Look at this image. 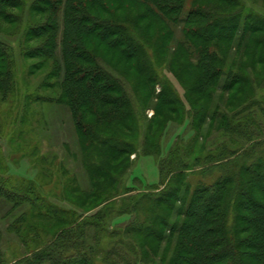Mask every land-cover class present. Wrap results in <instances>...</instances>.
Listing matches in <instances>:
<instances>
[{
  "label": "trees",
  "instance_id": "16d2710c",
  "mask_svg": "<svg viewBox=\"0 0 264 264\" xmlns=\"http://www.w3.org/2000/svg\"><path fill=\"white\" fill-rule=\"evenodd\" d=\"M136 4L145 9L135 19L112 18V11L119 7L135 9ZM185 4L186 0L30 1L28 12L33 24L25 33L28 45L22 54L36 60L31 73L46 69L44 86L58 88L55 101L71 112L91 186L83 191L82 203L95 207L114 205L122 199L119 209L104 206L77 218L64 217V210L47 213V218L63 228L48 236L41 246L27 250L14 264H173L181 258L187 264H248L245 259L249 256L256 264H264V106L258 104L253 117L249 107L242 112L228 110L237 101L230 96L234 87L247 84L251 88L250 78L256 74L253 71L264 69V52L257 48L264 46V18L248 11L241 0H192L183 17ZM25 6L26 0H0V22L16 26ZM100 14L108 18L102 19ZM155 20L160 23L153 25ZM143 22L154 32L156 43L140 31ZM180 24L183 39L176 40L173 47V27ZM92 34L111 50L120 48L119 53L131 61L132 68L153 91L156 116L161 103L168 107L169 115H161L163 120L154 136L155 119L149 122L143 148L158 163L161 181L155 188L132 193L133 185L124 186L128 158L137 151L139 125L122 83L126 76L87 48L85 37ZM180 50L186 53L183 60L189 62V68L204 70L200 82L191 80L193 85L199 83L198 88L190 87L183 77L184 64L176 65ZM232 50L235 58L228 67L227 53ZM248 52L253 53L250 55L257 64L239 69L237 58L248 57ZM152 53L168 60L184 89L183 97L170 80L156 75L149 55ZM9 54H13L10 45L0 39V93L9 90ZM140 56L145 58L141 70L137 61ZM263 79L264 75L257 82ZM259 84L263 87V82ZM157 85L161 87L158 93ZM191 90L200 94L201 100L206 99L203 107L198 108L191 100ZM217 90L227 93V105L219 100L211 111ZM237 91L241 96L245 93L242 88ZM106 104L114 106L107 114L103 111ZM222 107L231 113L223 112ZM91 115L97 118L94 122L89 121ZM240 115L242 120H238ZM179 116L186 125L190 124L188 116L192 118V129L200 132L199 139L205 137L201 130L207 122L210 127L215 124L219 137H214L210 146L217 145V149H206L208 155L200 156L190 141L175 145L162 157V128ZM207 160L211 165L203 172L216 173V177L194 186L186 179L187 174ZM160 185H164L162 189ZM19 194V190L1 183L0 199L19 206L24 200ZM122 216L127 218L119 221ZM140 237L154 240L158 249L164 245L167 253L172 248L170 257L166 260L164 253L143 244ZM23 241L27 245V240ZM249 249L253 252L245 251ZM0 264H9L1 246Z\"/></svg>",
  "mask_w": 264,
  "mask_h": 264
},
{
  "label": "rangeland",
  "instance_id": "374dc122",
  "mask_svg": "<svg viewBox=\"0 0 264 264\" xmlns=\"http://www.w3.org/2000/svg\"><path fill=\"white\" fill-rule=\"evenodd\" d=\"M30 1L26 0L25 10L19 16L16 26L13 27V25L0 22V39L8 43L13 52V54H9L11 70L10 81L7 82V85L9 83V86H7L9 90L0 93V185L2 183L8 188L19 190V197L24 199L19 206H14L13 201L8 199H0V246L9 264L18 262L27 250L41 246L42 241H45L48 236L50 237L53 233L60 231V228H63L60 226L61 224L56 225L54 220L47 218V213H53L56 209L59 211L64 210L67 212L63 215L64 217L69 218L72 215L73 218H77L83 216V214L85 216L94 214L103 209L104 206L105 208L113 206L119 209V203L122 199V197L118 198L114 205L100 204L95 207L82 203L85 196L83 191H89L91 186L89 175L83 162L84 157L80 147V139L75 129L71 112L68 107L55 101V97L59 92L58 88L54 89L44 86L46 84V69L31 73L30 68L36 60L22 54L28 45L25 42V33L29 26L33 24L28 12ZM241 2L245 4L248 11H252L264 18V0H241ZM191 3L192 0H186L183 17L192 7ZM119 8L111 12L112 18L125 17L135 19L138 13L143 12L145 9L138 4H136L135 9ZM105 16L106 14H100L99 17L107 19L108 17ZM35 20L40 21L38 18H35ZM153 23V25H157L160 21L155 20ZM139 29L148 37L149 41L156 43L155 34L148 29L147 23H141ZM173 29L176 36L174 47L176 40L183 39V25H175ZM258 36L261 37V34ZM255 37L253 36V38ZM84 41L90 51L96 52V55L103 57L117 67L126 76V79H124L128 82L122 80L132 100L139 131L135 140L137 151L129 156L127 161L128 169L122 179L124 186L133 185L135 190L132 193H137L141 188L144 189L145 187L155 188L161 181L158 163L155 157L146 153L143 148L149 122L155 119V123L152 122L155 130L153 132L154 136L163 120L161 115H169L168 107L161 103L159 105V115H155L154 107H156L157 100L151 96L153 91L147 88L142 76L137 70L132 68L131 61L126 59L122 53H119L120 48L111 50L94 34L85 37ZM250 42L252 46L253 43L252 41ZM257 48L263 54L264 46L257 45ZM159 49L163 51L162 47H159ZM247 54H249L248 57L240 56L237 58L239 69H244L247 64L248 66L257 64L255 58L250 55L253 53L248 52ZM149 55L156 75L163 80H170L183 97L184 89L171 72L168 60L158 59L153 53ZM185 58H187L186 53L180 50L177 54L176 65L180 67L181 64H184L181 69L183 77L190 87L198 88L199 83L193 85L191 80L200 82V79L204 78V70L201 68H189V62L183 60ZM227 58L230 62L227 66L230 67L235 58V52L232 50L231 54L227 53ZM137 61L138 68L141 70L144 66L145 58L140 56ZM105 67L115 73L107 65ZM253 72L256 74L252 76V72L249 74L251 76V88L247 84H243L242 87L237 86L236 88L235 86L234 90L230 92V96H235L237 101L228 110L232 112L241 110L240 112H242L249 107L248 112L253 117V113L257 112L258 104L259 107L264 106V79L260 81L261 83L263 82V87L259 84L260 82H257L258 77H263L264 69L259 67L257 71L254 70ZM240 88H242V91L245 89L243 96L237 91ZM249 89L250 91L248 92ZM160 90L161 87L157 85L156 93ZM226 95L227 93L216 91V103L213 104L211 111L219 100L222 105H227V99H224ZM190 97L198 108L203 107L204 103H206V99L201 100V95L196 94L194 90H191ZM113 107L112 104H106L103 111L107 114ZM223 109L225 110H222L223 112L231 113L226 111L225 108ZM242 116H238V120H242ZM176 117L167 121L166 127L162 128L165 130L161 132V156H166L170 148L175 145H186L190 141L194 142L196 153L199 152L200 156L208 155L206 149L214 148L210 144L214 142V137H219L216 125L214 124L210 127L207 122L201 130L205 137L204 139H199L197 136L200 135V132L196 133L192 129L193 123L190 116H188L190 119L189 125L183 124L180 116ZM96 119V116H89L90 122H94ZM236 121L232 122L236 123ZM100 126L101 124H99ZM204 142L208 143V145L206 146ZM246 145L248 146L249 144L247 143ZM217 147L216 145L215 148L217 149ZM87 151L88 157H90L92 151L90 148ZM210 162V160H207L203 161V163H197L195 170H190L186 179L192 182L194 186L199 182L213 181L216 173L203 172L205 167L211 165ZM112 165L114 166V164ZM163 186L160 185V189ZM29 190H32V192ZM223 199H226V197H223ZM87 208L88 210L85 211ZM124 217H119L118 220L123 221L127 218ZM140 238L143 244H148L154 251L157 250L160 254L164 253L163 257L166 260L170 257L172 248L167 253V250L166 252L164 251V245L158 249V243L154 240H145L144 237ZM23 239L27 240V245L24 244L25 241ZM105 240L108 241V239ZM245 251L253 252V249ZM245 261L248 264H256L254 258L250 256L246 257ZM159 263L157 261V264ZM173 264L187 263L183 262L181 258V261L177 259Z\"/></svg>",
  "mask_w": 264,
  "mask_h": 264
}]
</instances>
